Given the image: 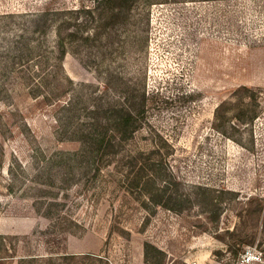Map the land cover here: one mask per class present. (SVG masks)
Here are the masks:
<instances>
[{"label":"rangeland","instance_id":"374dc122","mask_svg":"<svg viewBox=\"0 0 264 264\" xmlns=\"http://www.w3.org/2000/svg\"><path fill=\"white\" fill-rule=\"evenodd\" d=\"M83 4L0 0V264H235L264 249V0H145L105 28L57 14ZM64 16L82 30L58 70ZM66 76L70 93L45 101ZM145 89L157 101L100 172L68 154L66 100L131 107Z\"/></svg>","mask_w":264,"mask_h":264},{"label":"trees","instance_id":"16d2710c","mask_svg":"<svg viewBox=\"0 0 264 264\" xmlns=\"http://www.w3.org/2000/svg\"><path fill=\"white\" fill-rule=\"evenodd\" d=\"M92 6L82 5V8L75 10H59L57 14L63 15L67 11L74 12H85L87 17L84 20L85 29L89 28L88 17L97 18V28L106 27L108 25H115L123 22V18L128 19L131 12L136 4L145 2V0H93ZM150 3L157 2L159 0H146ZM176 1V0H175ZM185 1V0H180ZM197 1V0H193ZM51 12L50 8L46 9L42 16L48 20V14ZM57 12V11H55ZM82 22L79 18L64 16L57 20L56 32L58 35L57 43L59 48L58 66L57 69L63 68V58L67 53V43L70 40H74L78 33L82 30L79 26ZM90 39V35L86 37ZM68 82L65 86H62L58 93L45 95V101L53 102L62 100V97L67 96L72 90L75 82L69 76H66ZM244 89L249 87L244 86ZM159 97V91H148L143 90L140 97L137 98L136 102L130 107H126L122 103L116 104H101L99 102L80 105V101L77 100V95L70 97L61 105V115H59V135L61 140H74L80 142V148L76 151H68L70 155L76 158L90 160L89 166L94 170L95 173L100 172L102 164L106 160L112 158V155L116 153L118 147H121L125 142L133 137L135 132L141 127L142 121L147 117V112L152 105L155 104ZM223 105L217 108L218 118L220 124H216L217 128L225 122V116L220 114V110ZM255 114L251 117L254 120ZM239 119H242L241 117ZM117 149V150H116ZM64 154V153H62ZM166 189H163V193H155L152 198L157 203L168 205V202H164L165 199H171L172 195L165 197ZM167 203V204H166ZM61 237L64 235V239L67 238L70 228L61 229ZM146 253L148 249L152 247L149 243L145 244ZM58 260L74 261L76 258L89 257L90 254H78V253H67L66 250L55 252ZM56 256H45L46 264H56ZM59 264V263H57Z\"/></svg>","mask_w":264,"mask_h":264},{"label":"built area","instance_id":"2783aa9c","mask_svg":"<svg viewBox=\"0 0 264 264\" xmlns=\"http://www.w3.org/2000/svg\"><path fill=\"white\" fill-rule=\"evenodd\" d=\"M235 264H264V249L258 246H247L240 253Z\"/></svg>","mask_w":264,"mask_h":264}]
</instances>
